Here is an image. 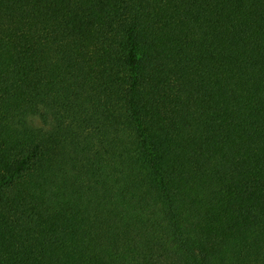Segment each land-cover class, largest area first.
Here are the masks:
<instances>
[{"label":"trees","instance_id":"trees-1","mask_svg":"<svg viewBox=\"0 0 264 264\" xmlns=\"http://www.w3.org/2000/svg\"><path fill=\"white\" fill-rule=\"evenodd\" d=\"M0 264H264V0H0Z\"/></svg>","mask_w":264,"mask_h":264},{"label":"rangeland","instance_id":"rangeland-1","mask_svg":"<svg viewBox=\"0 0 264 264\" xmlns=\"http://www.w3.org/2000/svg\"><path fill=\"white\" fill-rule=\"evenodd\" d=\"M35 123H36L37 125H42V123H41L40 120H36Z\"/></svg>","mask_w":264,"mask_h":264}]
</instances>
